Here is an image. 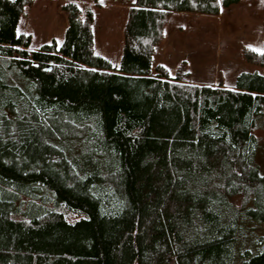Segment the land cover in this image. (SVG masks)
I'll return each instance as SVG.
<instances>
[{
  "label": "trees",
  "instance_id": "16d2710c",
  "mask_svg": "<svg viewBox=\"0 0 264 264\" xmlns=\"http://www.w3.org/2000/svg\"><path fill=\"white\" fill-rule=\"evenodd\" d=\"M239 1L133 0L114 64L91 9L63 3L62 42L32 49L31 0H0V264H264V75L152 66L172 13Z\"/></svg>",
  "mask_w": 264,
  "mask_h": 264
},
{
  "label": "rangeland",
  "instance_id": "374dc122",
  "mask_svg": "<svg viewBox=\"0 0 264 264\" xmlns=\"http://www.w3.org/2000/svg\"><path fill=\"white\" fill-rule=\"evenodd\" d=\"M67 1H75L83 11H93L95 52L118 64L123 27L133 0H31L23 9L17 32L30 35L32 49L52 39L60 44L67 26L61 6ZM263 41L264 0H240L221 7L217 15L176 12L168 18L163 37L155 46L152 66L162 64L173 75L184 62L190 83L232 87L241 71L264 75V67L248 63L242 55L244 46L261 51ZM254 161L264 174V147L257 151ZM235 203L239 204L237 198ZM256 231L261 230L257 227ZM248 239L253 242L252 233Z\"/></svg>",
  "mask_w": 264,
  "mask_h": 264
},
{
  "label": "snow or ice",
  "instance_id": "6c2138e0",
  "mask_svg": "<svg viewBox=\"0 0 264 264\" xmlns=\"http://www.w3.org/2000/svg\"><path fill=\"white\" fill-rule=\"evenodd\" d=\"M261 54H264V50L261 51Z\"/></svg>",
  "mask_w": 264,
  "mask_h": 264
}]
</instances>
